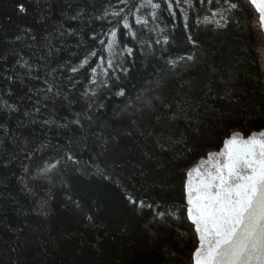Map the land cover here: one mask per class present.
Instances as JSON below:
<instances>
[{
	"label": "trees",
	"instance_id": "trees-1",
	"mask_svg": "<svg viewBox=\"0 0 264 264\" xmlns=\"http://www.w3.org/2000/svg\"><path fill=\"white\" fill-rule=\"evenodd\" d=\"M249 0H0V264H194L187 168L264 128Z\"/></svg>",
	"mask_w": 264,
	"mask_h": 264
},
{
	"label": "water",
	"instance_id": "water-1",
	"mask_svg": "<svg viewBox=\"0 0 264 264\" xmlns=\"http://www.w3.org/2000/svg\"><path fill=\"white\" fill-rule=\"evenodd\" d=\"M250 1L264 25V0ZM185 200L194 264H264V128L230 133L189 165Z\"/></svg>",
	"mask_w": 264,
	"mask_h": 264
},
{
	"label": "rangeland",
	"instance_id": "rangeland-1",
	"mask_svg": "<svg viewBox=\"0 0 264 264\" xmlns=\"http://www.w3.org/2000/svg\"><path fill=\"white\" fill-rule=\"evenodd\" d=\"M253 11H254L255 16L252 18L251 24L254 27H256L257 30H258V27H261V29H262V30H259V35H258V38H257V51L261 55V59L263 60L262 65H264V25H263V23L261 21L260 14L256 11V9H253ZM236 131L241 132V131H239L237 129H232L229 132V134L230 133H234ZM229 134L226 135V136H229ZM215 149H218V148H213V149H210L208 151L215 150ZM195 239H196V246H195V248H196L197 244H198V241H197V238H196V233H195Z\"/></svg>",
	"mask_w": 264,
	"mask_h": 264
}]
</instances>
